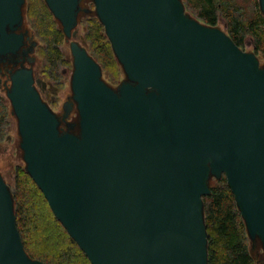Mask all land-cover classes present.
Returning <instances> with one entry per match:
<instances>
[{"label": "water", "instance_id": "95a60500", "mask_svg": "<svg viewBox=\"0 0 264 264\" xmlns=\"http://www.w3.org/2000/svg\"><path fill=\"white\" fill-rule=\"evenodd\" d=\"M45 2L66 39L76 38L82 0ZM94 2L128 82L109 86L97 59L71 43L77 134L60 133L30 69L12 74L7 93L27 172L55 216L92 264H208L203 197L211 174H225L249 235L264 246L256 55L190 18L181 0ZM22 7L25 0H0L1 53L19 46L6 26L22 20ZM15 218L0 171V264H46L26 253Z\"/></svg>", "mask_w": 264, "mask_h": 264}, {"label": "trees", "instance_id": "16d2710c", "mask_svg": "<svg viewBox=\"0 0 264 264\" xmlns=\"http://www.w3.org/2000/svg\"><path fill=\"white\" fill-rule=\"evenodd\" d=\"M195 10L196 16L204 24L216 26L221 12L227 20L230 37L238 46L244 43L245 35L254 38L255 46L264 45V14L260 3L256 2L254 14L245 13L235 0H187ZM26 16L42 42L39 48L43 60V71L47 79H60V68L66 64L61 45L66 40L65 33L57 19L48 8L45 0H26ZM104 24L97 19L91 22L85 36L89 49L104 69H111L116 54L111 41L106 36ZM8 109L0 98V140L4 137ZM27 170H21L17 176V189L12 195L16 223L21 234L26 253L34 260L46 264H74L78 257L79 264H92L86 253L69 234L62 222L55 216L44 193ZM204 222L207 232L208 264H255L248 246V230L245 219L236 201L233 190L227 180L220 186L211 187L203 197ZM44 204L49 210L53 222L57 223L65 240V245L52 257L34 255L28 249L31 231L38 228L40 220L39 205Z\"/></svg>", "mask_w": 264, "mask_h": 264}, {"label": "rangeland", "instance_id": "374dc122", "mask_svg": "<svg viewBox=\"0 0 264 264\" xmlns=\"http://www.w3.org/2000/svg\"><path fill=\"white\" fill-rule=\"evenodd\" d=\"M83 5L80 8V28H75L78 31L76 38H68L61 45V50L64 54L66 64L62 65L60 68V79L58 83H53L57 88V94L53 101L50 99H45L51 110L61 119V126L66 130L71 131V133H79L80 131V114L77 108V102L73 98L72 90V76H73V55L71 50V43L76 41L81 46L85 47L88 52L92 55L93 53L89 49V42L86 41V34L88 32V27L94 19L100 20L96 11L94 0H82ZM185 5L188 16L194 18L202 23L201 19L196 16L195 10L191 7L187 0H181ZM235 2L240 5L245 13L254 14V6L259 0H235ZM26 6V2H25ZM264 14V12H263ZM24 19L25 24L23 28L28 30L30 35L34 36L35 46H38V52L36 57V64L33 66L36 73L40 74L43 67V60L40 55L39 48L42 46V42L36 36L35 30L32 28L26 16V7L24 9ZM59 26L62 27L59 20H57ZM216 27L221 29L223 32L229 34L226 17L220 12L218 22ZM241 49L247 53L255 54L259 65L261 68L264 67V45L261 49H257L255 46V41L252 35L247 34L244 38V43ZM95 57V56H94ZM102 73L105 82L114 89H117L123 82H126L128 78L126 77L123 65L119 62L117 56L115 57V63L111 69H104L102 67ZM52 81V80H51ZM53 89V87H52ZM4 102L8 109L7 123L4 127V137L0 140V171L1 175L6 181L11 194L17 189V176L19 171L27 170L26 162L24 160V151L21 147V135L19 132V121L17 116L14 114V109L11 104L10 99L7 97V90L5 91ZM65 104H69V109L66 110ZM211 179H208V184L211 187H216L223 185L225 180H227L226 175L219 177L211 174ZM39 215V226L38 228L31 231L28 241V249L34 255H43L52 257L51 254L56 253L59 248L64 247L65 240L58 231L59 228L56 222H53L51 214L44 204H40L38 207ZM249 234V233H248ZM248 246L251 251V255L254 258L255 264H264V246L262 240L258 237V241L255 236L252 237L248 235ZM73 263L79 264L81 260L78 257H74Z\"/></svg>", "mask_w": 264, "mask_h": 264}, {"label": "flooded vegetation", "instance_id": "af4514ba", "mask_svg": "<svg viewBox=\"0 0 264 264\" xmlns=\"http://www.w3.org/2000/svg\"><path fill=\"white\" fill-rule=\"evenodd\" d=\"M23 7H22V15H23L22 20L19 23H14V25H12L13 27L6 26L7 34L9 35L12 34L14 36H17V38H20V43H19V46L15 47L14 49H7V51H5L4 53L0 52V98L4 101V97L1 94L3 89L5 91L7 90V93L11 89L12 74L24 68V69H30L32 71V75L34 78L33 85L36 88V90L39 92L38 94H40L42 100L45 103H47L44 98H46L47 100L50 99V101L54 100L57 94V88L55 87V85H53V83L54 84L58 83L59 79L58 80L47 79L43 71V67L41 69L40 74L36 73L33 67L36 64V57L33 56L34 46H35L34 36L30 35L28 30L23 28V19H24ZM1 35L2 33L0 32V38H1ZM4 48L5 47H3V49ZM38 80H40V82H38ZM126 82H128V80ZM65 106H66V110L69 109V104H65ZM58 127L60 130V133H66V132L71 133V131L66 130L64 127L61 126L60 120H59Z\"/></svg>", "mask_w": 264, "mask_h": 264}]
</instances>
